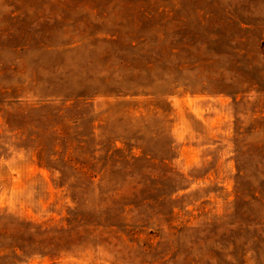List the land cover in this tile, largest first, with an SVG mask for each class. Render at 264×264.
I'll use <instances>...</instances> for the list:
<instances>
[{
	"label": "rangeland",
	"instance_id": "374dc122",
	"mask_svg": "<svg viewBox=\"0 0 264 264\" xmlns=\"http://www.w3.org/2000/svg\"><path fill=\"white\" fill-rule=\"evenodd\" d=\"M0 264H264V0H0Z\"/></svg>",
	"mask_w": 264,
	"mask_h": 264
}]
</instances>
